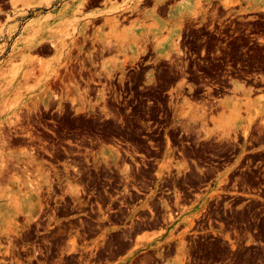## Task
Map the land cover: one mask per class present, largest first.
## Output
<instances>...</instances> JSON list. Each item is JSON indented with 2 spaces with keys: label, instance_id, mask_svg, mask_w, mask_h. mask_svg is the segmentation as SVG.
Returning a JSON list of instances; mask_svg holds the SVG:
<instances>
[{
  "label": "flooded vegetation",
  "instance_id": "obj_1",
  "mask_svg": "<svg viewBox=\"0 0 264 264\" xmlns=\"http://www.w3.org/2000/svg\"><path fill=\"white\" fill-rule=\"evenodd\" d=\"M110 1L85 0L83 11ZM1 4L8 5L9 0ZM233 5L212 9L206 23L171 24L172 39L151 46L153 55L140 58L133 67L122 55L119 69L110 67L103 76L89 66L87 74L79 76L81 91L89 99V113L83 114L87 122L75 119L77 106L73 113H66L67 109L54 104L33 114L26 128L13 134L31 144L36 162L54 181L52 195L47 193L42 203L43 215L27 232L31 241L26 247L21 244L19 251L25 254L27 247L41 245L46 249L45 234L48 238L100 234L107 227L103 224L110 223L108 217L118 210L110 209L107 202L102 208L97 198L110 200L131 191L138 198L132 206L145 201L152 191L175 198L178 189L192 200L198 191L215 184V171H225L237 160L242 167L235 171L247 166L248 171H264V8L257 10L246 0ZM103 23L101 18L89 23L80 32L79 47H97L92 38L103 37L100 32L109 30ZM164 45L170 46V55L155 49ZM116 54L111 48L104 58ZM216 118H221L220 123L215 124ZM215 125L254 130L248 135L241 130L222 147L193 138V128ZM112 152L118 154L117 160ZM165 161L173 178L184 180L178 188L174 180L159 177ZM165 176L169 178L170 173ZM70 183L81 187L86 198L59 199L58 192L63 193ZM88 220L92 224L83 225ZM50 222L54 223L49 230L61 233L48 231ZM16 259L3 261L14 264Z\"/></svg>",
  "mask_w": 264,
  "mask_h": 264
},
{
  "label": "rangeland",
  "instance_id": "obj_2",
  "mask_svg": "<svg viewBox=\"0 0 264 264\" xmlns=\"http://www.w3.org/2000/svg\"><path fill=\"white\" fill-rule=\"evenodd\" d=\"M17 1L13 0L14 5ZM122 1L118 9L113 7L107 12L125 7L128 8L125 17H108L109 30L105 36L92 38L97 47L73 48L66 41L72 38L71 44L76 43L73 35L79 32V16L85 2L82 0L79 7L71 10L73 18H66L67 11H63L55 28L60 34L59 46L52 58L42 57L50 49L26 54L29 49L15 46L0 59V264H10L3 259L13 256L17 257L14 264H181L182 260L183 264H264V171H248L249 166L244 171H235L242 167L239 160L225 171H215L218 173L215 184L212 182L208 190L198 191L192 200L185 199L178 189L175 198L152 191L145 201L132 206L138 198L131 191H123L110 200L97 198L102 208L107 202L110 209L118 210L108 217L110 223L103 224L107 227L100 234L91 233L82 238L73 234L48 238L49 234H45L46 249L43 245L27 247L25 254L17 249L31 241L27 232L43 215L42 203L47 193L52 195L54 181L36 162L31 144L15 139L13 134L26 128L33 114L54 104L67 109L66 113H73L72 108L77 106L75 119L87 122L83 114L89 113V99L81 91L79 76L84 77L89 66L103 76L110 67L119 69L122 55L129 67H133L140 58L153 55L149 52L151 46H161L164 40L172 39L171 24L206 23L212 9L218 10L223 4L228 8L235 6L226 5L227 0ZM246 2L257 10L264 8V0ZM42 3L47 5L49 0ZM177 6L182 8L180 15L175 14ZM216 15L214 12L213 17ZM111 48L117 52L115 57L104 58ZM155 49L170 55V46ZM6 51L0 48V53ZM153 80L151 76L150 81ZM220 119L216 118L215 124ZM241 130L248 135L254 129L221 125L193 128V138L199 143L214 141V145L222 147ZM201 137L204 139L200 140ZM3 139L7 141L4 146ZM101 152L105 158L106 147ZM111 157L119 158L115 152ZM168 164L165 161L161 165L159 177L168 182L174 180L178 188L184 180L174 179ZM183 167L178 166L180 170ZM168 172L169 178L165 176ZM192 174L195 183L196 171ZM58 194L64 202L86 198L83 189L72 183ZM190 219H194L193 224L189 223ZM53 223L46 229L61 233L49 230ZM91 224L89 220L83 222L86 226ZM136 235H143L144 239L138 241ZM49 251L48 255H42Z\"/></svg>",
  "mask_w": 264,
  "mask_h": 264
},
{
  "label": "crops",
  "instance_id": "obj_3",
  "mask_svg": "<svg viewBox=\"0 0 264 264\" xmlns=\"http://www.w3.org/2000/svg\"><path fill=\"white\" fill-rule=\"evenodd\" d=\"M1 3L2 0H0V48L7 49V53H0V59L15 46L29 49L30 51L27 50L26 54L36 49L42 51L50 49V52L42 54L43 58L50 59L55 55V48L59 46L60 34L55 28L61 15L65 13L63 11H67L66 18H73L71 10L79 7L82 0H49L47 5L43 4L42 0H18L16 5L13 0H9L8 5ZM122 3V0H112L103 7L84 10L79 16L81 18L79 32L73 35L76 43L71 44L72 38H67L68 46L73 48L80 46L79 43L82 41L80 32L86 30L89 23L101 18L104 22L103 25H106L109 16H119L121 13L119 11H107L113 7L118 9ZM120 10L124 12L126 9ZM181 11L182 8L177 6L175 14L180 15ZM105 32H108L107 29ZM105 32H100V34L105 36ZM135 239H137V235Z\"/></svg>",
  "mask_w": 264,
  "mask_h": 264
},
{
  "label": "bare ground",
  "instance_id": "obj_4",
  "mask_svg": "<svg viewBox=\"0 0 264 264\" xmlns=\"http://www.w3.org/2000/svg\"><path fill=\"white\" fill-rule=\"evenodd\" d=\"M200 2V1H199ZM235 1L234 0H230V1H226L225 3H226V5H228L229 3H231V4H233ZM53 45V44H52ZM111 47V46H110ZM144 51H145V49H144ZM37 58V57H36ZM38 58H39V56H38ZM125 62V61H124ZM126 63V62H125ZM1 131V130H0ZM244 133H247V131L246 132H244ZM3 134V133H2ZM228 134V133H227ZM4 135V134H3ZM1 136V135H0ZM5 137V136H4ZM4 137H1V138H4ZM4 141L2 142V145L3 144H5V142H7V141H5L6 139H3ZM7 145V144H6ZM4 146V145H3ZM5 166V165H4ZM5 168V167H4ZM40 190V189H39ZM170 216H171V214H170ZM171 218H172V216H171ZM193 221H194V219H190L189 220V223L190 224H193ZM142 239H144V236L143 235H137V240L138 241H141ZM72 242L74 243V244H76V240L73 238L72 239ZM73 247V246H72ZM74 248V247H73ZM183 262V260L181 261V264H183L182 263Z\"/></svg>",
  "mask_w": 264,
  "mask_h": 264
}]
</instances>
